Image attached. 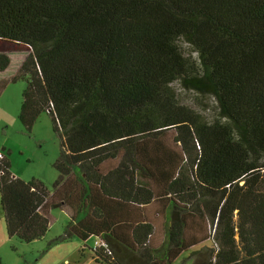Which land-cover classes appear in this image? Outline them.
Returning <instances> with one entry per match:
<instances>
[{
	"label": "trees",
	"instance_id": "trees-1",
	"mask_svg": "<svg viewBox=\"0 0 264 264\" xmlns=\"http://www.w3.org/2000/svg\"><path fill=\"white\" fill-rule=\"evenodd\" d=\"M10 52L19 121L46 113L61 149L51 191L1 151L9 237L65 207L49 246L101 245L61 264H264V0H0V73Z\"/></svg>",
	"mask_w": 264,
	"mask_h": 264
},
{
	"label": "rangeland",
	"instance_id": "rangeland-1",
	"mask_svg": "<svg viewBox=\"0 0 264 264\" xmlns=\"http://www.w3.org/2000/svg\"><path fill=\"white\" fill-rule=\"evenodd\" d=\"M11 59L10 67L0 73V81H6L0 96V152L3 151L11 164L13 176L22 181L41 182L48 190H52L59 179L54 163L60 155V138L53 132L52 121L46 113H42L30 131L19 121L22 94L26 83L22 80L11 81L17 73L27 52L7 53ZM184 103L193 105V93H187L179 85L175 86ZM196 107L197 101H196ZM264 163V160H263ZM264 174V170L262 171ZM52 223L47 234L39 240L25 243L17 237H9L3 214L0 215V260L3 264H61L71 262L74 255L82 247L94 248L95 242L90 239L86 243L74 238L50 245L60 237L68 222V212L63 208H55L50 212ZM89 254H92L88 250ZM188 253L182 255L175 264H194L192 260L184 261ZM95 257L88 256L83 264L98 263Z\"/></svg>",
	"mask_w": 264,
	"mask_h": 264
},
{
	"label": "built area",
	"instance_id": "built-area-1",
	"mask_svg": "<svg viewBox=\"0 0 264 264\" xmlns=\"http://www.w3.org/2000/svg\"><path fill=\"white\" fill-rule=\"evenodd\" d=\"M0 158H2V153L0 152ZM97 246L101 245L100 242L95 243ZM102 245H105L104 243Z\"/></svg>",
	"mask_w": 264,
	"mask_h": 264
},
{
	"label": "crops",
	"instance_id": "crops-1",
	"mask_svg": "<svg viewBox=\"0 0 264 264\" xmlns=\"http://www.w3.org/2000/svg\"><path fill=\"white\" fill-rule=\"evenodd\" d=\"M14 177H15V176H14ZM63 209H65V210L68 212V214H69V211H68V209H67V208H65V207H64Z\"/></svg>",
	"mask_w": 264,
	"mask_h": 264
}]
</instances>
